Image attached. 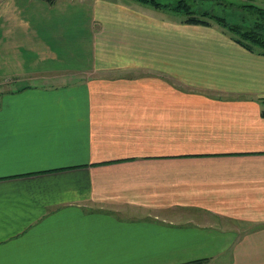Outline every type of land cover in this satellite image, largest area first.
<instances>
[{"label":"crops","instance_id":"crops-1","mask_svg":"<svg viewBox=\"0 0 264 264\" xmlns=\"http://www.w3.org/2000/svg\"><path fill=\"white\" fill-rule=\"evenodd\" d=\"M145 6L0 0V264H264V55Z\"/></svg>","mask_w":264,"mask_h":264},{"label":"trees","instance_id":"trees-1","mask_svg":"<svg viewBox=\"0 0 264 264\" xmlns=\"http://www.w3.org/2000/svg\"><path fill=\"white\" fill-rule=\"evenodd\" d=\"M53 4L56 0H42ZM146 6H150L157 10L170 9L162 3V0H132ZM250 1V0H246ZM233 6V4H230ZM246 10L252 12L256 16V21L253 27H246L240 24L234 18L231 22L229 18L217 14L215 11H200L195 10V6H192L185 0H179L176 9H172L171 12L184 17L183 23L195 26L213 27L214 25L219 27L224 34L228 35L235 43L240 45L247 51L264 55V9L257 8L252 5H245ZM229 9H232L230 7ZM245 12V11H244Z\"/></svg>","mask_w":264,"mask_h":264},{"label":"rangeland","instance_id":"rangeland-1","mask_svg":"<svg viewBox=\"0 0 264 264\" xmlns=\"http://www.w3.org/2000/svg\"><path fill=\"white\" fill-rule=\"evenodd\" d=\"M179 0H162V3L166 7L171 9H176ZM192 6H195V10L200 11H215L217 14L229 18L231 22L234 21V18L239 21L240 24H243L246 27H253L254 23L257 22L256 16L246 10L245 5H252L257 8L264 9V0H185ZM230 4H233L231 6ZM146 7V6H145ZM232 7V9H229ZM245 11V12H244ZM169 17H178L175 13H166ZM182 17V16H181Z\"/></svg>","mask_w":264,"mask_h":264}]
</instances>
